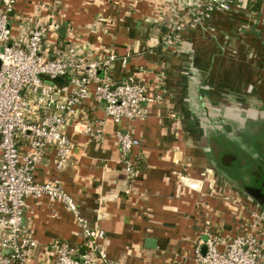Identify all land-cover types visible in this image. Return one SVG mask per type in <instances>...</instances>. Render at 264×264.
<instances>
[{"label":"crops","instance_id":"0c3cea01","mask_svg":"<svg viewBox=\"0 0 264 264\" xmlns=\"http://www.w3.org/2000/svg\"><path fill=\"white\" fill-rule=\"evenodd\" d=\"M171 1L16 0L18 16L60 24L56 35H46L50 58L56 50L68 55L81 46L96 51L99 60L105 50L118 58L127 55L125 68L113 63L110 82L132 76L160 95L143 120L119 124L106 118L92 97L75 108L65 129L74 143L68 165L56 170L54 154L47 152L34 179L58 181L76 212L46 197L26 200L23 224L37 245L27 264H51L49 248L57 242L81 255L82 221L104 232L107 258L96 264H194L196 239L206 231L223 241L255 231L264 244V222L252 229L254 216L264 211L250 202L232 173L220 171L219 156L213 158L214 149L206 146L211 135L202 127L213 118L208 107H219L222 120L230 116L236 123L245 117V107L255 108L256 115L264 111L257 80L264 74V0L243 11L214 13L189 37L167 47L161 42L171 29ZM97 121L102 130L93 139L87 129ZM117 132L139 141L129 155L133 178ZM19 147L27 151L22 141Z\"/></svg>","mask_w":264,"mask_h":264},{"label":"built area","instance_id":"2783aa9c","mask_svg":"<svg viewBox=\"0 0 264 264\" xmlns=\"http://www.w3.org/2000/svg\"><path fill=\"white\" fill-rule=\"evenodd\" d=\"M256 0H172L168 22L170 31L162 37L163 46L173 47L189 33L207 23L214 13L243 11ZM16 0H0V264H27L36 242L23 224L27 199L46 197L76 212L73 199L58 181L37 183L36 166L47 152L54 154L56 170L68 165L74 143L66 135V124L75 108L93 98L103 105L106 118L119 124L123 120H143L149 105L160 100L158 93L132 76L117 84L109 80L110 69L126 57L107 52L99 60L97 52L79 47V52L65 55L56 50L48 56L46 35L57 34L55 19L32 21L15 13ZM92 51V52H91ZM103 73L99 77L97 72ZM62 79V84L56 83ZM102 122L88 128L91 138H98ZM121 156L127 163L129 178L136 175L129 155L139 145L128 133L117 132ZM27 146L22 152L19 143ZM256 229L264 216H254ZM84 247L81 255L65 242L50 246L51 264H96L106 260L104 232L89 229L81 222ZM194 264H263L264 244L259 235L241 231L235 238L223 241L210 231L200 234L193 248Z\"/></svg>","mask_w":264,"mask_h":264},{"label":"rangeland","instance_id":"374dc122","mask_svg":"<svg viewBox=\"0 0 264 264\" xmlns=\"http://www.w3.org/2000/svg\"><path fill=\"white\" fill-rule=\"evenodd\" d=\"M257 80L262 85L263 88H261V91L262 93H264V74L262 72L258 73ZM205 108L207 109V107ZM205 108L202 107L201 110L204 113H207V110ZM230 108L233 109L234 111L235 109H237V107L235 106L230 107ZM263 108H264V103H263ZM208 109H209L208 111H211L212 113L211 115H213L211 117L213 118H211L212 121L202 123V127L208 136L209 134L211 135L209 137V140L207 139L208 144H206V146L207 147L210 146L214 149V150H211V152H214L213 158L215 156L220 157L224 153H235L237 154V156H239L238 158L241 159L240 163H243V164L246 163L248 165V166L247 165L243 166V167L247 166L246 168H248L245 171V176H247L248 175L247 173H250L251 171L264 172V152H263L264 137L262 136L258 137L257 134L255 133V132H260L264 136V111L261 112L260 110L257 109L259 114L256 115L255 108L253 109L255 112H251V111H248L247 108L245 107V112H244L245 117L243 118V120L238 121L236 123L235 121L232 120V117L230 116L227 117V120L224 118L222 120V117L218 115L220 113L221 115H223V112H219V107H210V108L208 107ZM215 110H218V111H215ZM234 111H233V114H234ZM255 116L256 118L254 120L250 119V118H254ZM227 131L229 135H227V138H226L222 132H227ZM255 136H257L256 139H255ZM253 140H255L256 142H253ZM251 143H255L256 146L258 145L259 147L258 151L261 153V155H259L256 149V146L254 149H250L252 147L251 145H253ZM223 145L226 146L225 147L226 150L222 149V152H221L219 148H221ZM244 149L248 150V153L252 152L253 154H250V156L249 154L248 155L245 154ZM218 152L220 154H218ZM220 167L223 168L222 166ZM220 171L223 172V174H225V169L220 170ZM240 185L242 186V184ZM245 194L248 195L246 192ZM248 198H250V202L252 200V203L257 204L253 200V198H251L249 195H248Z\"/></svg>","mask_w":264,"mask_h":264},{"label":"flooded vegetation","instance_id":"af4514ba","mask_svg":"<svg viewBox=\"0 0 264 264\" xmlns=\"http://www.w3.org/2000/svg\"><path fill=\"white\" fill-rule=\"evenodd\" d=\"M258 137H264L260 132H255ZM255 136V139L256 137ZM227 138V137H226ZM254 138V137H253ZM252 139V138H251ZM259 141V140H258ZM227 142V141H225ZM253 142H256L253 140ZM224 144V142H223ZM228 144V143H226ZM252 147L250 149L255 148V143H252ZM260 145V144H259ZM226 146L223 145L224 150ZM258 145L256 146V149L258 151ZM245 154H253L252 152L248 153V150H245ZM264 152V150H263ZM259 155L261 153L258 151ZM237 154L235 153H224L220 157H218L216 160L219 162L220 166H222L225 170L229 171V173L233 174L234 178L239 184H242V188L244 192H246L253 200L257 203L258 207L264 211V172H253L247 173L248 175L245 176V171L248 165L245 163H240V158H238ZM251 162V161H250ZM243 164V165H242ZM247 165L246 167H243ZM251 168V167H249ZM251 170V169H250Z\"/></svg>","mask_w":264,"mask_h":264},{"label":"water","instance_id":"95a60500","mask_svg":"<svg viewBox=\"0 0 264 264\" xmlns=\"http://www.w3.org/2000/svg\"><path fill=\"white\" fill-rule=\"evenodd\" d=\"M61 32H62V30H61ZM55 82L59 83V84H62L63 81H62V79H56Z\"/></svg>","mask_w":264,"mask_h":264},{"label":"trees","instance_id":"16d2710c","mask_svg":"<svg viewBox=\"0 0 264 264\" xmlns=\"http://www.w3.org/2000/svg\"><path fill=\"white\" fill-rule=\"evenodd\" d=\"M252 144V143H251ZM252 146V145H251Z\"/></svg>","mask_w":264,"mask_h":264}]
</instances>
